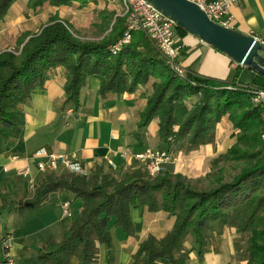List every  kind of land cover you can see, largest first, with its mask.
<instances>
[{"label":"trees","instance_id":"trees-1","mask_svg":"<svg viewBox=\"0 0 264 264\" xmlns=\"http://www.w3.org/2000/svg\"><path fill=\"white\" fill-rule=\"evenodd\" d=\"M15 0H0V19ZM88 0H30L35 9L85 4ZM124 30V19L116 16L110 30L98 41L76 36L72 26L53 16L42 29L18 38V53L0 52V139L13 140L19 120V105L26 103L37 88H42L48 71L63 66L67 105L77 110L80 91L87 77H101L99 95L133 93L153 79L146 106L139 113V128L158 119V138L170 151L181 143L187 150L212 143L216 124L227 116L237 131L235 143L219 157L235 163L239 172L224 180V168L213 175L208 187L197 189L182 173L162 171L150 176L144 168L121 174L111 173L95 163L85 174L66 170L45 172L30 198L0 202V214L12 203L18 212L42 206L52 192H67L81 200L79 212L58 241L48 239L38 252L45 264H69L81 253L83 264L96 261L99 244L110 245V218L127 235L135 234L131 206L148 211L175 214L172 228L160 238L148 235L133 254L130 264H185L184 243L192 236L199 247L213 241L226 227L247 234V264H264V142L261 139L262 109L251 101V87L264 89V77L257 74L246 87H227L218 81L186 71L178 76L147 36L132 35L129 44L112 54L109 47ZM177 32L188 33L177 26ZM145 95V94H144ZM194 98L192 103L188 100Z\"/></svg>","mask_w":264,"mask_h":264},{"label":"crops","instance_id":"crops-1","mask_svg":"<svg viewBox=\"0 0 264 264\" xmlns=\"http://www.w3.org/2000/svg\"><path fill=\"white\" fill-rule=\"evenodd\" d=\"M29 1L15 0L0 19V52L18 44L22 34L39 32L53 15L65 18L76 32L83 25H75L67 18L68 10L64 6L44 3L31 9ZM108 9L117 10L113 7ZM231 14L233 30L264 43V0H236ZM176 33L183 44L179 63L186 71L226 81L227 87L237 88L250 86L259 74L251 67L238 64L196 35H180L177 30ZM65 81L63 66L51 68L43 87L35 89L30 99L19 105V120L13 128L16 138L9 141L0 139V202L2 199L15 202L30 198L34 190L29 187L30 182L35 186L46 174L37 168V162L47 161L48 154H74L88 171L99 163L106 171L121 174L143 167L136 155L163 148L158 138V119H153L144 128L138 126L139 113L146 106L153 79L133 93L110 94L101 98L102 79L91 75L81 88L77 110L70 105L62 109ZM194 100L191 98L188 103ZM236 132L228 117H222L216 124L212 143L188 150L189 159L181 163L170 160L163 171L187 175L182 165L196 167L211 160L214 154L225 152L235 143ZM39 150H44L45 154L38 155ZM61 170L60 167L57 171ZM191 171L193 173L187 176L196 177L194 168ZM63 201L70 202L72 217L63 215ZM80 205L81 200L72 198L67 192H52L42 206L23 212H18L13 203L9 205L0 214V264L6 262L1 244L6 237L9 238L8 252L13 264H45L38 257L39 250L48 239H60L62 232L77 216ZM130 216L135 224V234L127 235L110 218V245L99 244L97 259L92 264H130L143 239L148 235L163 237L175 220V214L151 212L140 206H131ZM246 241L245 235L235 227H226L204 247H199L188 236L184 243L188 254L185 264H246ZM69 264H83L81 253L72 256ZM134 264H141V259ZM156 264L170 263L159 260Z\"/></svg>","mask_w":264,"mask_h":264},{"label":"built area","instance_id":"built-area-1","mask_svg":"<svg viewBox=\"0 0 264 264\" xmlns=\"http://www.w3.org/2000/svg\"><path fill=\"white\" fill-rule=\"evenodd\" d=\"M122 4L121 13L117 14L124 19V30L116 43L109 47L112 54L118 53L124 46L130 43L133 33L141 31L153 43L160 54L164 57L170 68L180 77L186 76V70L179 63L183 44L177 37L176 21L166 16L157 9L149 0H119ZM197 5L214 23L231 28V8L236 0H187ZM115 16V17H116ZM232 29V28H231ZM251 101L262 109L261 139L264 142V89L251 87L248 90ZM38 155L45 154L44 150L37 151ZM171 153L165 148L147 150L136 155L143 165L144 170L155 176L164 169V165L171 160ZM70 173L85 174L87 168L74 154H48L47 161L37 162V168L42 172H56L59 168ZM31 189L34 183L29 184ZM63 215L72 217L71 204L69 201L61 203ZM2 248L5 254V264H13L9 255V238H3Z\"/></svg>","mask_w":264,"mask_h":264},{"label":"rangeland","instance_id":"rangeland-1","mask_svg":"<svg viewBox=\"0 0 264 264\" xmlns=\"http://www.w3.org/2000/svg\"><path fill=\"white\" fill-rule=\"evenodd\" d=\"M60 6H64L65 8H67L68 15H66V17L71 19L75 25L78 23L83 24L77 28L78 31L77 32L75 31L76 32L75 35L83 40H91V41H98L105 34H107L110 30L111 25L115 20V13L116 12L120 13L122 10L121 2L119 0H88L85 4L73 2L69 5H60ZM110 7L116 8L117 10L115 11L108 9ZM53 16H57V15H53ZM51 17L49 18V20L51 19ZM61 20L66 21L65 18ZM20 48L21 47H19V45L17 44L11 45L9 51L18 53ZM235 141H236V137H235ZM187 151L188 150L184 146H182L181 143L176 144L174 147L170 149V153L172 156L171 160L173 159L172 161L176 160L179 161V163H181L185 159H189L186 154ZM223 153L214 154L211 160L206 161L201 165L197 164L196 167H192L191 165H186V164L182 165L183 168L182 170L187 172V175L192 174L193 172L191 171V169L194 168L196 177H188L185 174V176L191 180V185L193 187L197 189H203L205 187H208L211 179L213 178V175L218 171L220 167L224 168L223 177L224 180L226 181L231 180L239 172L240 168L238 166H235V163L225 162L223 159L219 157ZM56 173L59 172L56 171ZM70 195L72 196V198H75L73 194L70 193ZM244 235L247 239L248 235L246 233ZM190 240H194L192 236H190Z\"/></svg>","mask_w":264,"mask_h":264},{"label":"water","instance_id":"water-1","mask_svg":"<svg viewBox=\"0 0 264 264\" xmlns=\"http://www.w3.org/2000/svg\"><path fill=\"white\" fill-rule=\"evenodd\" d=\"M178 27L198 36L242 66L251 67L264 76V43L231 28L222 27L207 18L194 3L187 0H149Z\"/></svg>","mask_w":264,"mask_h":264}]
</instances>
